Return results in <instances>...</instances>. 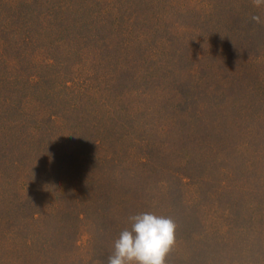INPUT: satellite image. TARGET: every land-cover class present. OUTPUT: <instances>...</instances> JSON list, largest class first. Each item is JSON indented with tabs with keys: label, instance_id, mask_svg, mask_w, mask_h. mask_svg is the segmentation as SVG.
I'll use <instances>...</instances> for the list:
<instances>
[{
	"label": "rangeland",
	"instance_id": "rangeland-1",
	"mask_svg": "<svg viewBox=\"0 0 264 264\" xmlns=\"http://www.w3.org/2000/svg\"><path fill=\"white\" fill-rule=\"evenodd\" d=\"M264 8L0 0V264H107L129 217L164 264H264Z\"/></svg>",
	"mask_w": 264,
	"mask_h": 264
},
{
	"label": "clouds",
	"instance_id": "clouds-1",
	"mask_svg": "<svg viewBox=\"0 0 264 264\" xmlns=\"http://www.w3.org/2000/svg\"><path fill=\"white\" fill-rule=\"evenodd\" d=\"M254 8H264V0H252ZM255 24H264L258 14L251 16ZM131 228L120 232L113 243L107 264H164L175 244V221L166 216L144 212L129 217Z\"/></svg>",
	"mask_w": 264,
	"mask_h": 264
}]
</instances>
